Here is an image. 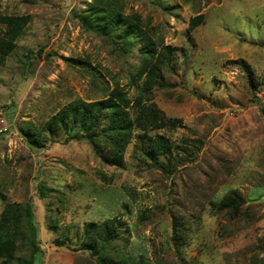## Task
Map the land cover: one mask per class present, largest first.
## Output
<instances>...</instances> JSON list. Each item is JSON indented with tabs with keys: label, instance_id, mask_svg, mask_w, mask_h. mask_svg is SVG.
<instances>
[{
	"label": "rangeland",
	"instance_id": "obj_1",
	"mask_svg": "<svg viewBox=\"0 0 264 264\" xmlns=\"http://www.w3.org/2000/svg\"><path fill=\"white\" fill-rule=\"evenodd\" d=\"M92 1L0 0V17L29 18L0 64V212L7 203H32L40 249L34 264H95L81 241L86 226L107 219L120 221L121 250L134 259L264 262V0H118L159 51L171 48L162 86L151 91V102L181 121L157 131L172 147L157 158L165 170L134 139L116 167L90 141L75 139V130L43 132L40 148L20 133L68 103L101 99L114 83L130 100L137 96L138 44L124 53L120 39L87 28ZM198 15L203 22L189 31ZM231 191L245 201L236 217L211 206ZM173 217L184 235L178 249Z\"/></svg>",
	"mask_w": 264,
	"mask_h": 264
},
{
	"label": "trees",
	"instance_id": "obj_2",
	"mask_svg": "<svg viewBox=\"0 0 264 264\" xmlns=\"http://www.w3.org/2000/svg\"><path fill=\"white\" fill-rule=\"evenodd\" d=\"M88 8L89 15H83L86 27L98 30L106 37L115 36L128 53L138 44L140 63L136 79L140 80L137 96L130 100L117 83L99 100H76L59 109L42 125L25 123L19 127L27 144L43 147L42 133L52 134L63 130L72 133L75 139L90 141L103 162L120 167L124 164L123 155L128 144L134 139L136 150L155 168L162 169L158 157L170 153L169 140L157 131L181 126L178 119L167 118L151 102L152 88L160 87L161 69L171 61V48L164 46L159 51L157 43L148 36L143 22L137 17L126 16L121 12L118 0H93ZM27 16L0 17L4 30L0 31V64L16 46L22 35ZM203 22V16L190 19L188 30L192 31ZM147 24V23H146ZM145 25V23H144ZM251 87L254 86L248 65L240 61ZM140 133L134 135V132ZM154 132L153 135H150ZM39 196L43 197L45 186L37 185ZM245 201L236 191L211 203L214 211L224 212L231 217L240 215ZM172 242L178 246L183 242L179 220L173 217ZM120 221L107 219L100 224L86 226L81 247L87 251L95 264H162L156 256L154 261L138 256L136 259L122 252ZM38 229L34 223L33 206L30 201L7 203L0 212V264H34L40 249L37 242ZM125 246V243L124 245ZM24 252H27L25 255ZM249 264H264L259 258H252Z\"/></svg>",
	"mask_w": 264,
	"mask_h": 264
}]
</instances>
